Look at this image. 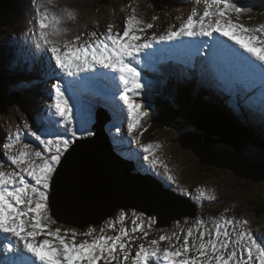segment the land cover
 <instances>
[{
    "label": "rangeland",
    "instance_id": "1",
    "mask_svg": "<svg viewBox=\"0 0 264 264\" xmlns=\"http://www.w3.org/2000/svg\"><path fill=\"white\" fill-rule=\"evenodd\" d=\"M13 4L14 7H12L13 9L11 8V12L1 11L3 20L0 21V51L10 54L16 59V67L14 68L15 72L12 70L10 71L8 79H6L2 86L7 94L18 96V100H24L25 105H23L24 103H9V105L7 104L4 107L2 114H0V162L5 164V167L0 169V171L9 173L14 170L18 171L16 166L11 164L9 154L12 155L15 153L14 156H18L22 151H26L33 154L34 157V150H43L44 148V145L38 144V141L31 134V131L37 132L36 124L38 123L32 126L31 122L26 121L31 131H29V128L23 126L25 120H29L32 116L35 117L34 114H38V111L44 106L46 100L45 96H47L49 85L51 88L52 84V61L50 60V53L46 51V46L39 36L38 20L40 17L36 11L38 6L43 5L40 11H44V9L47 8L50 14H55L58 17L60 21L58 25L59 32L57 35L50 36V39L57 41L58 44L71 42L76 36H79L81 38L80 42L83 43L91 38L92 32L97 33V36H99L101 32L106 33L109 24L113 25V32L119 31L122 33L126 20L133 14V10L135 11L137 19L144 23H151L154 25L152 29H148L142 35L147 37L160 34L163 35L168 28H173V30H175L177 21H179V23L183 22V20L186 21L193 10L196 12H203L202 10H204L205 7L203 0L199 3H197L196 0H178L175 1L174 5L167 4L162 8H155L152 4V0H117L115 2V4L119 6L117 11H111V9L103 7L97 8L91 0H50V2L49 0H17V3ZM7 9L8 8H6V10ZM153 17H157L158 19H153ZM233 22L250 29H257L264 26V11L260 14H252L249 16L242 14L239 19L233 16ZM180 25H182V23ZM37 44H41L43 47ZM21 52L23 56L26 57V64ZM46 53L49 54L46 55ZM35 56L38 60H41L42 64L40 66L39 63L34 61ZM205 68L214 67L206 65ZM32 69H44V73L48 78H41L42 76H39V74H35L34 77L27 76V74L32 75ZM182 70L185 71V69H181V71ZM234 72V75L238 77L239 74L236 71ZM192 74L193 69L185 72L186 77H190ZM205 75L208 77L210 83L208 86L209 88L202 86L201 83H194L193 81L189 83L195 87V92L200 100L207 104L213 112L217 111V108H215L216 105L228 108L231 115L236 118L237 122L242 126L244 120L243 108L245 113L249 116V126L258 127V130H255L254 127V133L258 135V138H262V141H264V115H262L260 109V107H264V104L261 102L259 105V103L252 98L255 96L258 97V94H250V87L244 86L241 91L239 88L232 91L229 88L223 87L218 79L216 71L209 76L207 69H205ZM148 77L143 80L145 83L142 81L144 83L142 92L134 98L135 102L142 105L141 111L147 112L148 115L140 120L137 130L131 134H128L129 119L126 115L125 119H117V126H110L112 130H106L107 134L109 133L112 137L109 136L114 151L128 160V162H131L138 173L147 177L151 176L156 184H158L161 189H164V192H169L175 197L181 196L180 198L183 197L188 199L196 209L195 216L192 218L184 217L181 220L171 221L167 226L157 227L155 216H147L140 211L127 208L126 210L117 211L113 217L106 219L99 225H88L84 228H80L66 225L58 219H55L51 213H49L56 221L50 224V228L52 230L61 228L62 232L67 229H75L78 233L76 238L77 243L83 240L91 242L94 237H99L101 235H121L127 230L128 235L123 237L130 253L127 264H131V256L139 250L141 244L146 248L157 247L151 245L150 242L152 240L159 241L161 236H166L169 239L161 241L158 247L160 249L167 248L174 251L176 248L182 246L185 235L191 230L193 236L189 238V242L190 244L195 243L198 246L199 240L197 237L199 231L208 232L214 229V221H222L224 219L246 220L248 222L247 228L259 240H264V215H258L261 205L264 204V181H257V183H255L253 180L255 177L252 176L250 178L245 175L247 174L248 167L253 163L252 161L258 160L260 155H262V149L248 146L247 149L242 152L241 156H237L232 148L226 146V144L225 146L223 144L216 146V143H210L209 146H212L211 151L197 145H189V147H187L181 143V137L179 136L185 124L181 125L182 127L166 128V131L159 132L158 136L154 135L159 138L158 140L154 138L152 141L141 140V137H143L145 133V129H147L148 123L151 121H149V116L152 112L149 101L160 91L157 78L155 76ZM63 78L62 76V79ZM45 82L47 83L46 85L44 84ZM177 83L183 85L182 83L184 82ZM213 89H215L217 94ZM14 90L16 93H13ZM196 90L200 93L198 94ZM118 91L119 89L114 92L116 93ZM67 95L70 97V104L75 107L77 104L71 99L69 94ZM239 97L240 103L237 101ZM112 100L117 104V102H115L117 100L116 98L114 99L113 95ZM41 101L44 102L40 103ZM74 107V112L81 115L83 119H86V122L83 120H79L78 123L75 122L74 126L78 130L83 128L92 131L91 129L96 123V112H90L87 109L83 110L80 106H77L75 109ZM195 113L201 115V113L197 111ZM209 116L211 115L209 114ZM211 117L217 122L219 121L214 115ZM36 118L41 125H44L39 115H36ZM51 119V122L49 121L47 123L45 119L44 122H46L47 125H51L53 122L57 124V127L52 124V128L62 131V133L56 134L55 138L59 135H64L65 128L62 124L57 123L60 118L56 116L54 112ZM213 122L218 124L215 121ZM106 127L109 129L108 126ZM188 127L191 129L186 130L188 132V134H185L187 137L192 136L196 140H202L205 137L201 132L195 131L193 127ZM228 127L236 131L234 128L235 126ZM117 128L120 129L119 132L116 131ZM18 129L20 135L19 140L16 139ZM189 133L193 134L189 135ZM223 134H225L224 131ZM67 135L70 137V132L67 133ZM185 135L181 136L183 137ZM78 136L81 138V136L87 135L81 134L78 131ZM151 136L154 137L153 135ZM209 138L213 140L212 137L209 136ZM225 138L227 137L225 136ZM51 139L54 138L52 137ZM203 141L204 143L207 142L206 139ZM192 142L195 143L194 141ZM9 143L13 144L14 147L6 149L4 145ZM25 144H29L31 147L25 149ZM148 145H152L149 159H157L160 162V166L161 163H165L164 166L167 167L169 172L167 174L173 177L174 182L167 180L165 171L162 172L159 165L157 166L159 169H153L148 162L143 160L145 153L142 149ZM230 150L232 152H230ZM260 158L263 159L264 156ZM35 163L39 164L42 163V161L35 160ZM259 163H263V161ZM240 185H243V187H240ZM201 190L205 193L203 198H199ZM191 204H189L190 206H187V208H192ZM122 212L126 213V217L121 222L120 214ZM134 213L135 215H133ZM167 214V218L171 217L173 214L172 210L167 211ZM198 220H203L205 222L203 227L197 224ZM133 221H135V223H133ZM137 228H141L142 230L133 231V229ZM101 229H103V231H101ZM88 230H94L92 237H85L83 235V232ZM229 231H232L231 228H229ZM233 235H235V233H233ZM0 236H4L6 239H12L6 234H0ZM46 238L48 237L38 236L37 242ZM68 239H71V236H69ZM205 239L207 240L208 237L206 236ZM13 242L15 243L14 240ZM50 242L54 243V241L51 240ZM2 249H5L3 245L0 246V251H2ZM117 255L122 258L124 253L118 252ZM190 255H196L195 248L192 249ZM0 258H2L1 254ZM100 264H103V262L101 261Z\"/></svg>",
    "mask_w": 264,
    "mask_h": 264
},
{
    "label": "snow or ice",
    "instance_id": "2",
    "mask_svg": "<svg viewBox=\"0 0 264 264\" xmlns=\"http://www.w3.org/2000/svg\"><path fill=\"white\" fill-rule=\"evenodd\" d=\"M196 2L199 3L201 0ZM203 3L204 11L199 18L198 13L193 10L185 23L179 27L174 26L175 30L168 28L160 36L142 35L154 25L137 19L133 10V14L126 20L122 33L113 32V25L109 24L106 33L97 36V33L92 32L88 41L81 43V38L76 36L73 41L63 44L50 39V36L59 32L58 17L50 14L47 8L40 11L43 7L40 5L36 9L40 17L39 36L50 53L54 73L58 69L59 73L73 78V81L78 80L83 73H97L98 69L115 74L112 79L119 81L123 86V92L122 94L116 92L113 97L115 99L118 96L127 108L130 121L128 131L131 134L137 130L140 120L148 115L147 112L141 111L142 105L134 99L144 88L137 65H141L142 54H145L147 49H152L155 44L179 42L174 43L176 50L195 48L197 55L203 54L205 48H210L214 56H223L229 67L241 77L250 83L258 80L264 86V26L250 29L234 23L233 16L239 19L250 10L238 7L233 0H203ZM217 34L231 41L242 51L217 40ZM185 38L188 41L207 39L196 46L186 43ZM51 93L53 102L50 107L60 118L57 123L64 126L65 134L54 139H43L40 134L31 131L25 121L23 126L29 128L31 134L44 145V148L34 150V157L26 151L10 157L11 164L15 165L18 171L10 173L0 171V234L13 238L3 246L7 252L15 254L16 259L12 264H100L101 261L103 264H127L130 253L123 239L128 235L127 230L121 235H101L94 237L91 242L83 240L77 243L78 233L75 229L62 232L61 228L55 230L50 228V224L56 222L49 215L50 192L54 178L66 160L65 154L69 153L75 140L80 138L78 131L87 136L94 135L90 130L83 128L78 130L74 126L76 119L73 113L74 105L70 104L65 83L59 75H55ZM116 131L119 132L120 129L117 128ZM69 132L70 137L67 135ZM16 139H20L19 129ZM4 147L11 149L14 145L9 143ZM30 147L29 144L24 145L25 149ZM151 148L152 145L143 147L142 151L145 153L143 160L155 169L160 162L157 159H149ZM35 160L42 163L37 164ZM3 167L5 164L0 162V169ZM164 168L167 180L174 182L173 177L167 174V167ZM204 196L205 193L201 190L199 198ZM125 217L126 213L122 212L120 221L122 222ZM204 223L203 220L197 221L200 227H203ZM214 224V229L208 232L199 231L198 246L189 242V238L193 236L191 230L185 235L182 246L174 251L158 247L161 241L169 239L166 236H161L159 241L150 242L157 247L146 248L141 244L139 250L131 256V264H150L153 260L159 262L161 259L164 264H264V240H259L247 228L246 220L224 219L214 221ZM93 232L94 230H88L83 232V235L92 237ZM38 236L48 238L37 242ZM69 236L71 239H68ZM193 248L196 251L195 256L190 255ZM22 252L27 253L28 257L22 255ZM118 252L124 253L122 258L117 255Z\"/></svg>",
    "mask_w": 264,
    "mask_h": 264
},
{
    "label": "water",
    "instance_id": "3",
    "mask_svg": "<svg viewBox=\"0 0 264 264\" xmlns=\"http://www.w3.org/2000/svg\"><path fill=\"white\" fill-rule=\"evenodd\" d=\"M149 102L152 111L149 116L151 121L146 128H150L154 121H161L165 128L184 125L180 118L170 122L165 113L156 109V104ZM107 122L108 118L105 115L98 114L96 123L92 127L94 135L75 140L69 153L65 154L66 160L54 178L50 192L51 215L66 225L80 228L99 225L113 217L117 211L127 208L140 211L147 216H155L157 227L167 226L171 221L181 220L184 217H194L196 209L188 199L164 192L151 176L150 178L134 173L131 162L121 158L113 150L105 131ZM221 124V129L213 138L214 142L209 137H204L202 140H196L192 136L187 137L186 130L191 129L188 126L193 127L197 132L198 129L195 123L194 126L185 124L181 134L179 133L181 143L187 147L197 145L209 151L212 148L209 146L210 143H216V146L226 144L237 156H241L248 145L236 131L224 123ZM191 134L193 133H189ZM154 139L159 138L154 136ZM204 139L207 142L204 143ZM261 153L260 157L264 156V151ZM260 157L252 161L253 163L248 167L249 171L247 170L245 174L250 178L255 177L253 179L255 183L264 181V158ZM262 161L263 163H259ZM188 203L192 208H187L190 206ZM170 210L173 214L167 218V211Z\"/></svg>",
    "mask_w": 264,
    "mask_h": 264
},
{
    "label": "trees",
    "instance_id": "4",
    "mask_svg": "<svg viewBox=\"0 0 264 264\" xmlns=\"http://www.w3.org/2000/svg\"><path fill=\"white\" fill-rule=\"evenodd\" d=\"M116 1L117 0H91L95 7H103L111 9V11H117L119 8V6L115 4ZM172 1L174 0H152V4L155 6V8H162L167 4H171ZM13 3L16 4L17 0H0V21L3 20V14H1V11L11 12V8L14 7ZM238 7L250 10L244 15L249 16L252 14H260L264 11V0H240ZM6 8L8 9L6 10ZM4 58V53L0 51V114H2L3 109L7 104L9 105V103H14L13 101H16L18 97L7 94L2 86L10 74L8 70L5 69V65H3ZM194 83L197 82L194 81ZM13 93H15V90ZM199 93L200 92H198V94ZM151 102L156 104L155 107L158 111H161L167 115V118L170 122L180 118L183 124L193 125V123H195V127L198 129V132H201V134L205 137L210 136L215 138V135L221 129V123H224L227 127L235 126L234 128L236 129V132L240 135L244 143H246L248 146L262 149V151H264V141H262V138H258V135L254 133L255 126H249L250 123L247 116H245V121H243L242 126L237 122V119L231 115L229 109L224 106L216 105L215 108H217V111L213 112L207 104L200 100L197 93L195 92V87H193L191 84H187L186 86L180 85L174 78H170L168 81L165 80L164 86L161 88V92L158 93L153 98V100H151ZM196 111L201 113V115L195 113ZM209 114L211 116L214 115L216 119H219V121L217 122L213 117L209 116ZM213 121L218 124H215ZM165 129L166 128L163 126L161 121H154L150 128L146 129L142 140L152 141L154 140V137L151 135L158 136L159 132L166 131ZM258 129V127H255V130ZM240 187H243V185H240ZM258 215H264V204L261 205Z\"/></svg>",
    "mask_w": 264,
    "mask_h": 264
},
{
    "label": "bare ground",
    "instance_id": "5",
    "mask_svg": "<svg viewBox=\"0 0 264 264\" xmlns=\"http://www.w3.org/2000/svg\"><path fill=\"white\" fill-rule=\"evenodd\" d=\"M175 1H178V0H174V3H175ZM174 5V4H173ZM246 25H248V24H246ZM251 25V24H250ZM256 26V25H255ZM212 64L215 66V67H217V68H220V70H221V73H222V86L223 87H228L230 90H234V89H236V88H239L241 85H245V84H247V81L246 80H242V79H240L239 77L237 78L236 77V75H234V73L235 72H233V70L231 69V68H229V66H226V65H224V64H220V63H215V62H212ZM83 74H88L89 76H91L92 78H94L95 80H98V86H99V88L97 87L96 88V90L97 91H99V92H101V93H104V94H106V102H107V104L108 105H110L109 107H110V109L112 110V112H113V119H121V118H123L124 117V119H125V115L128 117V112H127V108H126V106L123 104V102H122V105H123V107H121V106H119L118 104H115L114 102H113V100H112V95L111 94H109L108 93V90H107V84L105 83V81H106V79H108V77H107V73H106V71L104 70V69H98V72L97 73H83ZM83 74H81V75H83ZM64 78H63V80H64V83H65V86L66 87H71L72 85H74V84H79V85H81V86H85V84H86V81L83 79V78H79L78 80H76V81H73V79H71V78H66L65 76H63ZM182 80L184 81V82H189V80H187V79H184V78H182ZM120 84L117 82V81H115L113 84H112V87H113V91H115V90H117V89H119L120 88ZM100 88H101V90H100ZM209 88V87H208ZM198 91V90H197ZM213 91L215 92V89H213ZM20 92V91H19ZM119 92V91H118ZM199 92V91H198ZM16 93V92H15ZM18 93V92H17ZM216 93V92H215ZM73 96H75V93H71ZM217 94V93H216ZM249 96V95H248ZM76 98H78L77 100H78V102L79 103H81L80 102V100L79 99H81V98H79V97H76ZM254 100H259L260 102H264V98L262 97V98H258V97H252ZM88 99V98H87ZM116 100H119V98H118V96L116 97ZM86 106H89V107H91L92 106V104L90 103V102H88V100H86ZM93 106L96 108L97 106H95V104H93ZM260 109H261V112H262V115H264L263 114V109H264V107H260ZM115 111V113H114V111ZM73 113H74V115H75V117H76V119H75V121H74V123L75 122H77L78 123V121L79 120H83V121H85L86 119H83V117L81 116V115H79V114H77V113H75L74 112V110H73ZM117 113H118V115H117ZM44 116H46V113L45 114H43ZM41 119V118H40ZM42 120V119H41ZM52 120V119H51ZM42 122L44 123V125H41L39 122H38V124H36V126H37V133L38 134H40L41 135V137L43 138V139H51L52 137L53 138H55V135L56 134H59V133H62V131H58V130H54L53 128H52V124H53V126H55V127H57L56 125L57 124H55V123H51V125H47V123L46 122H44L43 120H42ZM51 122V121H50ZM86 122V121H85ZM130 122V121H129ZM46 125V126H45ZM92 130V129H91ZM128 134H129V132H128ZM38 144H40V142L38 141ZM41 145V144H40ZM164 165H165V163H161V166H160V169H161V171L163 172V171H165V168H164ZM148 166V165H147ZM159 169V167H156V169ZM169 173V172H168ZM13 239V238H12ZM22 255H24V253L22 252ZM161 255H162V253H161ZM25 256V255H24ZM26 257V256H25ZM16 259V256H14L12 259H8V260H15ZM164 264V261L161 259L159 262H157V261H155V260H153V261H151L150 262V264Z\"/></svg>",
    "mask_w": 264,
    "mask_h": 264
}]
</instances>
